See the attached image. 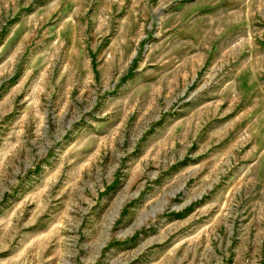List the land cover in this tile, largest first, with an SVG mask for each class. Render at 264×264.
<instances>
[{"label":"rangeland","instance_id":"rangeland-1","mask_svg":"<svg viewBox=\"0 0 264 264\" xmlns=\"http://www.w3.org/2000/svg\"><path fill=\"white\" fill-rule=\"evenodd\" d=\"M0 264H264V0H0Z\"/></svg>","mask_w":264,"mask_h":264}]
</instances>
